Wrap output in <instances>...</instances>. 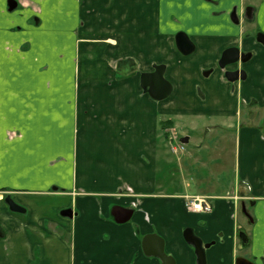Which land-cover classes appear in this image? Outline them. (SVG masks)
<instances>
[{
    "label": "crops",
    "instance_id": "crops-1",
    "mask_svg": "<svg viewBox=\"0 0 264 264\" xmlns=\"http://www.w3.org/2000/svg\"><path fill=\"white\" fill-rule=\"evenodd\" d=\"M214 1L0 0V264H162L144 253L147 235L176 264H197L186 230L210 246L207 264H264V0L252 19L242 1ZM234 47L249 59L221 68ZM161 65L173 86L164 100L141 80ZM237 70L244 79L229 81ZM164 123L185 129L180 156ZM197 196L211 212L187 208ZM116 206L131 220L117 223Z\"/></svg>",
    "mask_w": 264,
    "mask_h": 264
},
{
    "label": "water",
    "instance_id": "water-1",
    "mask_svg": "<svg viewBox=\"0 0 264 264\" xmlns=\"http://www.w3.org/2000/svg\"><path fill=\"white\" fill-rule=\"evenodd\" d=\"M17 4L14 1L9 3V10H13L16 8ZM234 18L235 15L233 16ZM246 17L248 19L253 18V8L249 7L246 10ZM235 22L238 23L237 19ZM257 41L264 45V34L258 33ZM176 43L178 50L184 56H188L192 54L195 50V46L190 40L189 36L186 33H178L176 35ZM245 53H242L239 48H229L224 51L222 57L220 59V67L225 68L229 65H233L236 63H243L246 62L249 58ZM165 66H156L155 71L153 73H145L142 74V87L146 92H148L153 98L164 100L168 98L173 90L172 84L166 80L165 78ZM226 77L229 81L235 82L239 79H244L245 72L244 71H234V72H226ZM182 143H187L188 138H184L181 140ZM10 209L13 212L22 213L25 212L23 208L17 205L12 199L6 200ZM243 212L247 214L245 207H243ZM134 211L132 209H127L121 206H116L113 208L112 215L115 218V221L119 224H125L131 220ZM63 216L72 217L73 212L72 210H66L62 213ZM185 241L192 245L195 249L196 257H197V264H207L206 261V252L205 250L209 248V245H203L202 241L195 236L193 230H186L184 233ZM142 248L144 253L147 256H155L162 261V264H176L174 258L168 256L165 253V241L158 235H147L144 237L142 242ZM235 264H254L251 261L239 257Z\"/></svg>",
    "mask_w": 264,
    "mask_h": 264
},
{
    "label": "rangeland",
    "instance_id": "rangeland-1",
    "mask_svg": "<svg viewBox=\"0 0 264 264\" xmlns=\"http://www.w3.org/2000/svg\"><path fill=\"white\" fill-rule=\"evenodd\" d=\"M198 1V0H197ZM205 1V2H204ZM203 2H201V0H199V2L200 3H204V4H208V6H212L213 8H216V7H218V5L217 4H214L213 3V1L214 0H204ZM221 1H225V0H221ZM229 2H232L233 4H234V7H236V6H238L239 5V2H241L242 1V3H243V6H245V8H244V10L246 11L247 10V8H249V7H252V5H251V2L252 1H254L255 3H259L261 0H228ZM215 2V1H214ZM179 3V2H178ZM193 4H194V2L193 3H189V5H192V8H193ZM188 5V6H189ZM188 6H185L184 8H183V11L188 7ZM192 8L191 9H187V12H189V13H191V10H192ZM253 8V7H252ZM177 10H178V8H177ZM179 11V10H178ZM237 15H238V18H239V14L237 13ZM230 22L234 25V23H233V20H232V18H231V15H230ZM241 19V21H242V23H241V25H242V27L244 28V31H245V33H258L257 32V30H256V28H250L249 27V29H250V31H249V29L247 28L248 27V25L250 24V21H248L247 19H245L244 18V16H242V18H240ZM185 21H186V19H185ZM191 21V20H190ZM191 22H189V23H187V24H190ZM235 26H238V25H235ZM260 33V32H259ZM189 121V119H185V122H188ZM245 121V116L243 117V120H242V122H244ZM166 122H171V121H166ZM185 124V123H184ZM182 127H184V125H182ZM186 128V127H185ZM182 130H185V129H182L181 127H179V128H177L176 129V127H172L171 125H165V123H164V133H165V136L167 137V142L169 143V149H170V151L172 150V148H177V152H175L174 150L173 151H171L172 153H174L176 156H180L181 155V153L182 152H184V150H185V148L184 149H180V147H182V145L185 147V145L184 144H182L181 143V138L182 137H185V135H186V133L184 132V131H182ZM232 142H233V140H232V138H231V135H229V137L228 138H226V140H225V143H226V146L228 147L227 149V152H228V163H230L231 161H232V155H231V151H232ZM180 151V153H178ZM176 160L174 159V166H171V167H169L168 168V170L169 169H173V168H175L176 167ZM167 169H166V172L168 171ZM227 178H228V185H229V180L231 179V166L228 164V170H227ZM169 175V174H168ZM167 175V173H165L164 174V181H165V178L166 179H169V176ZM176 180H178V182H181L180 181V178H176ZM166 182V181H165ZM185 200H186V203H187V208L189 209V204H188V198H185ZM247 208H248V210L247 211H249V210H251V207L250 206H247ZM190 210V209H189ZM12 211V210H11ZM64 212V211H63ZM73 212V211H72ZM195 212V211H194ZM14 213H17V212H14ZM65 217H67V216H65ZM239 223L241 224V223H243L244 225H245V227H248V220H247V218L242 214V213H240L239 214ZM247 229V228H246ZM238 254H239V256H245L246 254H245V250L242 248V247H238ZM245 254V255H244ZM246 257V256H245Z\"/></svg>",
    "mask_w": 264,
    "mask_h": 264
},
{
    "label": "built area",
    "instance_id": "built-area-1",
    "mask_svg": "<svg viewBox=\"0 0 264 264\" xmlns=\"http://www.w3.org/2000/svg\"><path fill=\"white\" fill-rule=\"evenodd\" d=\"M180 149H184V148L180 147ZM173 150L177 152V148H173ZM186 198H188L190 211L205 212V213H209L212 211V205L207 197L197 196V197H186Z\"/></svg>",
    "mask_w": 264,
    "mask_h": 264
},
{
    "label": "trees",
    "instance_id": "trees-1",
    "mask_svg": "<svg viewBox=\"0 0 264 264\" xmlns=\"http://www.w3.org/2000/svg\"><path fill=\"white\" fill-rule=\"evenodd\" d=\"M241 242L244 244V246H247L249 244V237L247 234H241Z\"/></svg>",
    "mask_w": 264,
    "mask_h": 264
},
{
    "label": "flooded vegetation",
    "instance_id": "flooded-vegetation-1",
    "mask_svg": "<svg viewBox=\"0 0 264 264\" xmlns=\"http://www.w3.org/2000/svg\"><path fill=\"white\" fill-rule=\"evenodd\" d=\"M235 11H236V10H235ZM235 11H233V10H232V12H231V14H232L233 16L235 15V13H234ZM178 33H184V32H183V31H179ZM247 215H249V214L247 213ZM243 258H245V259L249 260V259H248V258H246V257H243ZM249 261H250V260H249Z\"/></svg>",
    "mask_w": 264,
    "mask_h": 264
}]
</instances>
